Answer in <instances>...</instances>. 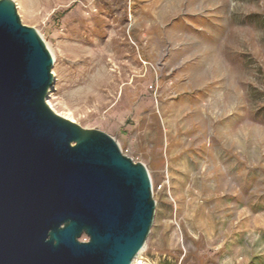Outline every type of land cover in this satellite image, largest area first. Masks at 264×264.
Masks as SVG:
<instances>
[{"label": "rangeland", "instance_id": "obj_1", "mask_svg": "<svg viewBox=\"0 0 264 264\" xmlns=\"http://www.w3.org/2000/svg\"><path fill=\"white\" fill-rule=\"evenodd\" d=\"M11 1L52 56V111L147 171L132 264H264V0Z\"/></svg>", "mask_w": 264, "mask_h": 264}, {"label": "water", "instance_id": "obj_2", "mask_svg": "<svg viewBox=\"0 0 264 264\" xmlns=\"http://www.w3.org/2000/svg\"><path fill=\"white\" fill-rule=\"evenodd\" d=\"M52 63L0 0V264H132L154 216L147 171L50 109Z\"/></svg>", "mask_w": 264, "mask_h": 264}, {"label": "bare ground", "instance_id": "obj_3", "mask_svg": "<svg viewBox=\"0 0 264 264\" xmlns=\"http://www.w3.org/2000/svg\"><path fill=\"white\" fill-rule=\"evenodd\" d=\"M47 48H48V47H47ZM53 79H54V78H53ZM53 90H54V89H53V84H52V85H51V88L49 89V93H48V95H47V98H46V103H47V105L50 107L51 110H52V107H51V105H50L48 99L50 98V93H51ZM139 255H140V253L136 256V258H138ZM132 263H133V262H132Z\"/></svg>", "mask_w": 264, "mask_h": 264}]
</instances>
